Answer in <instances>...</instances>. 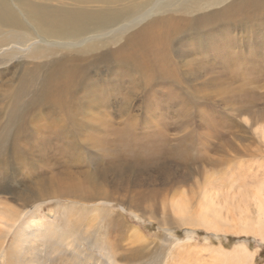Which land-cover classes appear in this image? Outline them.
<instances>
[{"label":"rangeland","instance_id":"1","mask_svg":"<svg viewBox=\"0 0 264 264\" xmlns=\"http://www.w3.org/2000/svg\"><path fill=\"white\" fill-rule=\"evenodd\" d=\"M165 13L125 31L112 50ZM230 35L192 74L183 69L218 35L175 36L171 63L180 69L162 83L142 85L132 62L117 57L91 64L72 97H87L79 109L35 101L53 78L49 60L76 53H21L1 67L0 218L14 225L0 223V264H21L19 234L30 218H21L22 199L71 239L57 251L40 249V264H264V230L247 234L239 223L240 215L253 221L251 197L264 191V24ZM149 136L160 140L158 151L140 144H151ZM114 141L134 151L114 162L105 153ZM239 246L250 257L234 258Z\"/></svg>","mask_w":264,"mask_h":264},{"label":"bare ground","instance_id":"2","mask_svg":"<svg viewBox=\"0 0 264 264\" xmlns=\"http://www.w3.org/2000/svg\"><path fill=\"white\" fill-rule=\"evenodd\" d=\"M159 11H167L165 14L168 15L151 20L142 30L134 32L125 43L112 50V46L123 38L125 31ZM199 11L204 12L195 16L194 14ZM126 22H129L130 25H123ZM263 24L264 0H0V68L22 54L41 60L51 58L60 50L76 53L77 55L67 53L69 56L65 60H49V65L54 69L53 78L49 83L48 90L42 95L40 94L35 101L49 98L51 102H57L61 108L79 109L76 102L87 97H79V100L72 99V97L77 94L80 83L91 64H97L100 61L109 63L114 57H117V61L129 63V66L132 62L136 72L142 77L137 76L136 79L139 82L144 79L146 82L160 81L162 83L168 80L169 75H175L180 69L173 65L175 61L171 63L170 44L175 36L186 29L193 31L201 29L205 36L218 35L216 42L209 46L202 57L189 61L190 65H187V69H183V72L192 74V72L196 73L203 69L200 68L201 65L211 63L210 58H213L216 52L229 44V40L230 42L234 41L230 34L235 30L248 29V26L255 29ZM86 56H90L89 59L85 60ZM162 57L165 68H163ZM83 60L85 61L82 62ZM165 62L170 65H165ZM122 68L124 67L122 66ZM126 71L131 72V69ZM0 73L5 74V70H1ZM202 73H204L203 70ZM123 81L125 82V80ZM129 90L128 88L127 91ZM127 91L125 90V93ZM131 91L134 90L131 89ZM132 94L134 95V93ZM240 111L245 110L241 109ZM260 132L264 138V128ZM129 134L130 131L126 130L120 139H124ZM135 136L132 132L128 141L136 139ZM158 141L160 140L156 136H149L146 142L151 144H140L147 146L146 151L149 152L156 150L155 145ZM183 143L182 148H185L186 145ZM113 145L115 147H111ZM111 146L106 149L105 153L114 159V162L120 159L121 155L129 154L128 151L131 153L134 151V147H130L129 150L121 152L115 141ZM13 198L22 199L18 194H14ZM22 200L24 202L22 203L23 210L20 212L21 218L28 216L30 218L27 219L19 234V244L22 248L20 250L21 264H40L38 258L40 249L60 250L70 237L61 235L57 226L50 222L39 221L38 217L34 216L36 208L40 209L41 206H33L29 204V201ZM251 200L254 207L253 221L250 223L240 215L239 223L242 232L257 236L264 230V191L256 192ZM28 208L31 210L27 211ZM36 218L37 220H35ZM1 219L2 217L0 223L3 228H11L14 225L12 223L11 225L10 222H3ZM236 249L240 251L237 253L233 251L234 258L248 256L249 252L246 246H239ZM70 264H74V262L70 261Z\"/></svg>","mask_w":264,"mask_h":264}]
</instances>
